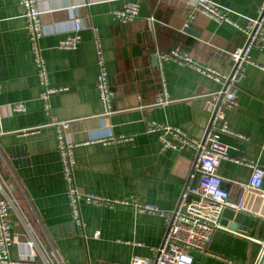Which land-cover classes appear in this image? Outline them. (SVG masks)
Wrapping results in <instances>:
<instances>
[{
  "label": "crops",
  "instance_id": "crops-1",
  "mask_svg": "<svg viewBox=\"0 0 264 264\" xmlns=\"http://www.w3.org/2000/svg\"><path fill=\"white\" fill-rule=\"evenodd\" d=\"M226 8L230 19L245 27L258 16L264 0H209ZM138 7L129 23L113 13ZM195 0H37L43 34L36 49L45 66L48 88L61 89L47 99L45 110L37 63L18 0H0V183L17 200L9 210L13 260L37 240L35 259L47 253L69 264H126L134 256L148 259L165 233L164 218L138 213L129 206L102 208L78 204L82 225L72 219L52 122L68 121L77 190L110 199H135L160 212L172 211L195 158L192 148L161 150L152 124L170 126L201 140L208 125V94L223 85L193 66L159 62L157 55L178 49L200 68L228 75L230 54L245 37L232 26L203 15L189 20ZM152 18L146 22L144 18ZM81 29L75 33V20ZM188 28V31H185ZM96 29L113 113L104 116L97 89ZM79 36L75 50L58 43ZM235 91L236 106L226 109L225 122L238 136L223 135L230 158L217 175L235 201L248 184L252 168L262 172L264 191V44L249 52ZM166 92L168 102L156 106ZM20 104L24 110H13ZM34 130L22 134L24 130ZM120 138H124L119 140ZM195 184V182H194ZM242 214L234 229L221 226L208 245L213 256L192 253V264H254L264 250V220ZM29 223L31 230L25 226ZM232 221H228L231 224ZM244 228V230L242 229ZM98 232L99 236L94 237Z\"/></svg>",
  "mask_w": 264,
  "mask_h": 264
},
{
  "label": "built area",
  "instance_id": "built-area-1",
  "mask_svg": "<svg viewBox=\"0 0 264 264\" xmlns=\"http://www.w3.org/2000/svg\"><path fill=\"white\" fill-rule=\"evenodd\" d=\"M23 8L25 29L32 47V55L37 63V76L41 87L44 88L40 95L44 109H48L47 99L61 89L48 88L45 66L36 49V43L41 38L43 31L40 21L41 12L37 7V0H18ZM231 12L226 8L209 0H195L192 13L188 14L192 20L195 14H200L218 23L232 26L245 37L244 44L234 50L230 56L232 70L228 75L220 74L209 68H200L190 56L178 49L157 55L159 62L172 61L179 65L193 66L202 74L216 82L222 83L221 90L208 94L204 108L209 114L208 125L201 140H193L185 136L180 130L170 126H157L152 124L149 132H160L159 136L161 150L175 147H188L195 151V158L191 165L190 173L180 192L175 208L168 212H160L157 208L140 203L135 199H110L93 194L80 193L75 185L73 168V150L78 144L68 142L65 131L68 128V121L52 122L50 125L56 129V142L59 161L62 168L63 180L68 196L69 208L73 221L82 225L78 204L83 202L87 205L112 208L114 205L129 206L138 213L158 214L164 218L165 233L160 244L153 248L151 257L143 259L132 257L126 264H192V253L213 256L208 251V245L213 233L221 229V213L224 209H231L238 213L264 220V191L262 185V172L253 164L244 159L236 160L243 165L252 168V174L247 185L240 187L238 198L229 201L228 192L222 185V180L217 175L219 164L230 158L228 146L221 141L223 135L238 136L233 133L225 122L224 112L226 109L236 106L235 91L241 81L244 65L250 62V50L252 47L264 44V2L258 8V16L255 19H247L246 26L236 25L229 17ZM113 16L122 23H129L139 19L138 7L135 4L126 5L122 11L113 13ZM146 22H152V18H144ZM81 29L80 20H75V33ZM95 54L99 74L97 76V89L103 106V115L113 113L111 100L114 97L107 82L106 72L102 59L100 45L97 39L96 29H93ZM79 43V36L74 34L58 43L63 50H75ZM1 91V86H0ZM168 102L166 92H161L155 105L160 106ZM13 110L22 112L24 108L15 104ZM34 130H24L22 134L32 133ZM124 138H120L122 140ZM195 182V184H194ZM0 183V264H69L57 257L51 258L47 253L41 254V263L35 259L34 248L37 247V240L34 235L25 243L28 252L13 260L8 255V248L14 244L11 237V224L9 210L18 207L17 200ZM25 226L31 230L29 223ZM32 231V230H31ZM96 232L94 237L97 238ZM254 264H264V250L261 252Z\"/></svg>",
  "mask_w": 264,
  "mask_h": 264
},
{
  "label": "water",
  "instance_id": "water-1",
  "mask_svg": "<svg viewBox=\"0 0 264 264\" xmlns=\"http://www.w3.org/2000/svg\"><path fill=\"white\" fill-rule=\"evenodd\" d=\"M188 28H185V31H188ZM242 214L235 212L231 209H224L221 213V220L220 225L229 227V229H234L235 225H239L240 221L242 220ZM228 221H232L231 224L228 223ZM244 230V228H242Z\"/></svg>",
  "mask_w": 264,
  "mask_h": 264
}]
</instances>
